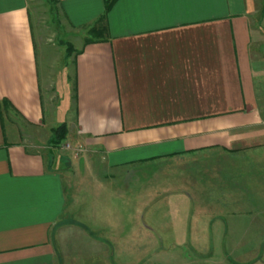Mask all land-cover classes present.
Here are the masks:
<instances>
[{
    "label": "crops",
    "instance_id": "crops-1",
    "mask_svg": "<svg viewBox=\"0 0 264 264\" xmlns=\"http://www.w3.org/2000/svg\"><path fill=\"white\" fill-rule=\"evenodd\" d=\"M109 1L57 0L65 31L86 33L57 108L29 0H0V264H60L54 240L71 264H142V252H153L149 264H254L261 254L234 259L240 245L222 260L207 253L213 236L264 235V0H116L107 10ZM17 122L65 123V141L109 176L87 198L92 225L68 215L65 165L29 146ZM209 153L222 160L186 164L183 177L126 176ZM116 179L134 212L108 207Z\"/></svg>",
    "mask_w": 264,
    "mask_h": 264
},
{
    "label": "rangeland",
    "instance_id": "rangeland-1",
    "mask_svg": "<svg viewBox=\"0 0 264 264\" xmlns=\"http://www.w3.org/2000/svg\"><path fill=\"white\" fill-rule=\"evenodd\" d=\"M30 8H31V16L33 22V29L36 35L37 40V49L39 56V65L42 76V82L44 79L47 81L44 85V94L45 98H47L49 103V95L55 98V89L58 94V98L54 100L55 106L59 108V106H64L65 102L68 100V91L69 86L67 88V83L65 82V72L68 71L69 78L74 76V63H75V55H77L78 51L75 48L79 44V39H83L84 33L83 31L79 33L69 34L67 30L65 31L64 27L61 24V14L57 7V0H29ZM264 14V13H263ZM259 10L257 12V17L263 15ZM264 28V24L261 26ZM261 28V29H262ZM264 35V32L262 30ZM264 46V42L262 43ZM72 48L69 50V48ZM52 80L53 82H51ZM55 86V87H54ZM53 103V102H52ZM50 107V106H49ZM60 107V108H61ZM50 111V110H49ZM17 126L21 127V130L24 134H28L25 136V140L29 146L40 149L41 151L48 154L49 158H51L55 162H60V164L65 165V171L67 175L66 186H67V197L69 200L68 207V215L72 216L77 221L83 222L87 225V222L92 225L90 220L91 213L93 210L95 211L94 202H88V200H94L96 196H94V191L98 193V189L96 186H93L94 180L97 178H108L106 176H98V172L95 173L90 170V166L87 165V158L84 156L83 152L75 153L72 150L74 146L71 142L63 140L61 143L54 145L51 142L52 130L47 127H36L31 125H24L23 123H18ZM70 144L71 147L67 145ZM77 146V145H76ZM221 153H209V154H197L188 157H181L178 159H172L165 161V163L158 164V166H146L141 170L130 171L126 175L129 179L138 177L136 174H139V177L144 179L147 178H167L172 177L175 173H179L180 177L184 176V167L186 164L196 163L199 164L201 161H205L207 159H211L212 163H215L216 160H222ZM72 158L75 162V165L72 164ZM62 159L64 161H62ZM178 170V171H175ZM93 177H95L93 179ZM121 177V176H120ZM212 177H216V174L213 173ZM120 179V178H118ZM121 180H113L112 186L120 192L124 190L123 187L119 186V184H123L120 182ZM97 189V191H96ZM130 189L134 190L135 188L129 187V196H133L134 192L130 191ZM89 190H93V195H89ZM124 192H120L115 199L111 200L108 203V207L113 211L116 208L121 210H128V213H132L135 211V203H125L124 200L119 201L118 196H125ZM107 194V193H106ZM109 196V194H108ZM107 196V197H108ZM94 197V198H93ZM113 201V202H112ZM114 207H116L114 209ZM92 210V211H91ZM100 208L97 209V211ZM94 214V213H92ZM82 226V225H81ZM88 226V225H87ZM87 226H82V228L87 232L89 228ZM241 227V226H239ZM241 229V228H240ZM255 230V229H254ZM258 229H256L257 231ZM242 231V230H241ZM67 235L71 236V231H66ZM216 240V244H214V249L210 252H205L209 255V259L222 260V257L227 256V253L233 249L237 245L239 246L238 251H234V259L237 261H244V257L248 254L260 255L257 256L254 264H264V251H258L259 248H263L264 245V235L259 234H239V235H227L224 236H213ZM222 238V239H221ZM55 239V237H54ZM54 244L56 246L54 258L60 260V264H71L70 262H65V259H71V255L73 252L71 250H64L63 253L59 250V246H57L56 240H54ZM249 251V253H248ZM138 254V258L140 252H136ZM153 252H142L143 261L142 264H149V260L151 258V254ZM155 253V252H154ZM171 253V252H170ZM185 253V252H184ZM193 253V252H192ZM180 255V252H172L170 256ZM161 257V256H160ZM164 257V256H163ZM119 257L116 252L112 253V259L117 260ZM162 258V257H161ZM167 259V257L165 256ZM164 259V258H163ZM253 263V262H252Z\"/></svg>",
    "mask_w": 264,
    "mask_h": 264
},
{
    "label": "trees",
    "instance_id": "trees-1",
    "mask_svg": "<svg viewBox=\"0 0 264 264\" xmlns=\"http://www.w3.org/2000/svg\"><path fill=\"white\" fill-rule=\"evenodd\" d=\"M116 0H110L107 4V10L111 8V6L113 5V3ZM107 30V25L105 24V16L101 17L100 20L98 21V23L91 28L90 33L91 35L97 37L98 35H104V33ZM93 41L92 39H89L88 42ZM72 48L70 47L69 50H71ZM68 134V129L66 124H61L58 127H55L52 129V137H51V142L54 145H57L59 143H61L63 140H65V138L67 137Z\"/></svg>",
    "mask_w": 264,
    "mask_h": 264
},
{
    "label": "built area",
    "instance_id": "built-area-1",
    "mask_svg": "<svg viewBox=\"0 0 264 264\" xmlns=\"http://www.w3.org/2000/svg\"><path fill=\"white\" fill-rule=\"evenodd\" d=\"M67 146H68V147H71L70 144H68ZM72 149H74V152H75V153H78V154H79L80 152L83 151V147L80 146V145H78V146H76V147H74V148L72 147Z\"/></svg>",
    "mask_w": 264,
    "mask_h": 264
}]
</instances>
